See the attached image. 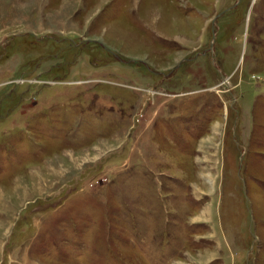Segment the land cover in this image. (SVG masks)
<instances>
[{
  "label": "rangeland",
  "instance_id": "374dc122",
  "mask_svg": "<svg viewBox=\"0 0 264 264\" xmlns=\"http://www.w3.org/2000/svg\"><path fill=\"white\" fill-rule=\"evenodd\" d=\"M0 264H264V0H0Z\"/></svg>",
  "mask_w": 264,
  "mask_h": 264
}]
</instances>
